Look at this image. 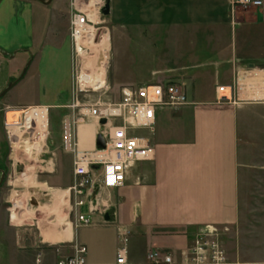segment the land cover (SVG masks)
<instances>
[{"label": "crops", "instance_id": "crops-1", "mask_svg": "<svg viewBox=\"0 0 264 264\" xmlns=\"http://www.w3.org/2000/svg\"><path fill=\"white\" fill-rule=\"evenodd\" d=\"M115 2L116 18L132 27L119 35L114 85L177 82L189 103L157 110L154 132L141 133L152 158L133 164L123 186L98 190L91 226H82L72 207L74 153L64 146L62 126L60 147L38 155L30 195L14 202L16 180L9 193L2 188L0 264H58L79 243L88 247L87 264H116L123 227L139 231L129 252L138 262L153 248H184L203 224L229 227L238 220L241 150L251 133H264L262 6L247 18L238 16L234 0ZM39 3L0 0V94L27 68L9 104L54 109L72 103L70 0ZM220 85L230 88L231 100H220ZM98 132L96 118L78 125L82 152L98 149ZM27 171L20 172L25 182Z\"/></svg>", "mask_w": 264, "mask_h": 264}, {"label": "built area", "instance_id": "built-area-1", "mask_svg": "<svg viewBox=\"0 0 264 264\" xmlns=\"http://www.w3.org/2000/svg\"><path fill=\"white\" fill-rule=\"evenodd\" d=\"M107 0H70V35L73 44V96L69 107H79V94L85 92L92 78L90 74L77 71V62L88 56L89 49L98 46L102 52L109 33L102 23L103 8ZM261 6L262 0H234V5ZM109 35V41H110ZM103 55L104 51L102 52ZM106 56V55H105ZM85 59H83L84 61ZM103 67V65H102ZM101 79V78H100ZM99 83L98 80L96 82ZM96 84V85H97ZM102 87L104 84H98ZM220 100H231L230 88L218 87ZM189 103L187 92L177 82L148 85H128L121 88V100L116 103H98L96 106L75 112L64 120V146L74 153V184L72 207L77 221L82 226L93 224L92 215L98 210L97 193L101 188H118L125 184L127 173L133 164L152 158V148L147 137L131 134L130 129H147L156 126V114L160 108H179ZM89 115L100 121L99 132L106 139V148L82 152L76 137L79 124ZM50 107L38 105L27 108L8 109L4 123L9 139L18 151L27 155H38L45 149L49 136ZM45 125V127H44ZM46 128V136L43 130ZM94 195V199L92 198ZM88 212H81L84 206ZM189 236V234H187ZM222 231L214 224H204L193 234V240L180 249H150L143 261L130 259L131 231L123 227L119 232L120 246L116 264H239L229 260L222 246ZM88 247L76 244L74 253L61 259L58 264H87Z\"/></svg>", "mask_w": 264, "mask_h": 264}, {"label": "rangeland", "instance_id": "rangeland-1", "mask_svg": "<svg viewBox=\"0 0 264 264\" xmlns=\"http://www.w3.org/2000/svg\"><path fill=\"white\" fill-rule=\"evenodd\" d=\"M262 1L263 4L261 6L262 10H264V0ZM37 2L40 4L39 1ZM118 5L115 0H111L112 11L108 16L103 15L101 19L102 23L99 25L106 27L111 38L109 49L104 51L107 58L105 59L104 67H101L102 65L99 66L102 52L98 49V46L92 45L89 49V57L86 56L77 62L78 73L84 69V72L90 74L92 82L87 87L88 90L79 94L80 105L75 110L69 107L70 104L50 109L49 136L46 139L45 149L52 148V145L55 148L60 147L64 120L66 117L72 116L74 111L79 113L82 110L96 106L98 103H116L121 100V87L114 85L116 80L114 65L119 53V35L121 32L131 31L132 26L124 24L116 18L115 11ZM261 6L237 4L236 13L239 17L244 15V17L252 18L253 14H256ZM68 21L69 18H65L64 21L60 22L61 33L65 28L67 30ZM142 28L146 29L143 26ZM83 59L85 60L83 61ZM29 63L30 60L27 64ZM20 77L16 74L15 80L12 82H17L20 80ZM99 78L103 80L104 85L97 88L99 87V83L97 84L96 82ZM136 86L141 85L138 84ZM16 90L17 87L10 90L1 98L0 102V166L8 165V177L6 183L0 188V196L2 195V188L4 192L9 193V189H12L9 185L10 182L16 180L14 186L17 192H14V202H19L23 200V196L27 197L30 195V191L32 190L30 188L32 186L35 188L37 183L35 175L36 172L40 171L42 162L38 156L39 154L30 156L27 155V152L18 151L14 147V142H11L9 139V133L4 123V115L8 109L19 108L9 104V101L13 100ZM28 98V96H22L21 100L25 101ZM73 101L74 96L72 95V103ZM92 119L94 118L87 115L83 123ZM144 130L146 131V129L134 127L130 129V133L141 135ZM241 151V159L245 165L240 173L238 220L229 227H222L215 223L206 224H214L222 231L220 241L230 261L239 264H264V133H257L256 135L251 133L249 145L243 147ZM43 164L45 165L46 163ZM13 168H17L16 174L11 171ZM23 169L28 170L29 179L27 182L23 181ZM21 171L23 172L20 173ZM138 232L136 229L131 233L132 240L130 241L132 245H134L135 239H138Z\"/></svg>", "mask_w": 264, "mask_h": 264}, {"label": "water", "instance_id": "water-1", "mask_svg": "<svg viewBox=\"0 0 264 264\" xmlns=\"http://www.w3.org/2000/svg\"><path fill=\"white\" fill-rule=\"evenodd\" d=\"M36 1H40L44 4H49L51 3L52 0H36ZM103 13L108 16L110 15L111 13V0H107L106 1V4L103 8ZM30 64V63H29ZM26 70L27 68L24 70V72L22 73L21 77L26 73ZM15 81L14 82H11L7 88H5L1 94H0V98L3 97L4 95L7 94V92L15 85ZM107 123V119L106 118H102L100 121H99V124L100 125H104ZM96 143H97V146L100 147V148H106L107 146V142H106V139L104 138V136L101 134V133H98L97 134V138H96ZM32 204L36 205L38 204L37 200L35 198H32ZM105 220L109 221L110 220V213H106L105 215Z\"/></svg>", "mask_w": 264, "mask_h": 264}, {"label": "bare ground", "instance_id": "bare-ground-1", "mask_svg": "<svg viewBox=\"0 0 264 264\" xmlns=\"http://www.w3.org/2000/svg\"><path fill=\"white\" fill-rule=\"evenodd\" d=\"M109 44H110V42H109V35H108V37H107V39H106V41L104 42V44H103V48H102V52L103 51H106V50H108L109 49ZM94 49V48H93ZM95 52V51H94ZM108 53V52H107ZM98 54V53H97ZM92 56V55H91ZM89 57V56H88ZM90 59H92V58H90ZM105 59H107L106 58V56L105 55H103V54H101V58H100V60H99V66L100 65H104V63H105ZM102 67V66H101ZM104 67V66H103ZM102 70V69H101ZM98 79V78H97ZM95 80V79H94ZM95 82V81H94ZM98 82H101V80H100V78H99V80H98ZM100 84V83H99ZM98 88V87H97ZM44 127H45V125H44ZM46 128H44V132H43V136H44V138H45V136L47 135L46 134V130H45ZM36 157V156H35Z\"/></svg>", "mask_w": 264, "mask_h": 264}, {"label": "flooded vegetation", "instance_id": "flooded-vegetation-1", "mask_svg": "<svg viewBox=\"0 0 264 264\" xmlns=\"http://www.w3.org/2000/svg\"><path fill=\"white\" fill-rule=\"evenodd\" d=\"M8 165L0 166V188L6 183L7 177H8Z\"/></svg>", "mask_w": 264, "mask_h": 264}]
</instances>
